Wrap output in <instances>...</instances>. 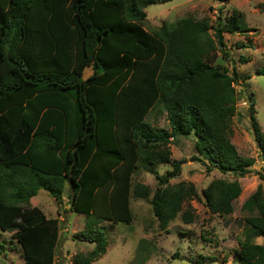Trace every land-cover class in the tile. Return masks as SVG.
I'll return each instance as SVG.
<instances>
[{"label": "trees", "instance_id": "1", "mask_svg": "<svg viewBox=\"0 0 264 264\" xmlns=\"http://www.w3.org/2000/svg\"><path fill=\"white\" fill-rule=\"evenodd\" d=\"M165 1L0 0V238L13 232L9 247L24 264H56L61 221L32 201L42 188L58 203L68 193L71 211L85 216L74 238L94 248L75 254L73 263L99 264L109 244L103 223L133 221V196L150 199L162 231L179 215L193 221L184 205L199 193L191 182L171 184L185 162L173 159L172 140L194 135L198 153L191 160L208 172H251L255 161L231 141L240 98L235 84L242 77L235 66L231 73L215 64L218 50L231 56L226 34L251 31L244 13L219 15L215 23L185 17L152 33L145 9ZM88 66L95 74L84 80ZM245 98L263 165L262 183L243 208L264 236V131L256 98ZM158 106L169 128L147 121ZM161 164L172 169L161 174ZM141 171L155 175L153 195L135 181ZM240 194L238 183L220 180L202 191L209 211L221 216L233 213ZM246 236L236 261L264 264V244ZM6 248L0 241V251Z\"/></svg>", "mask_w": 264, "mask_h": 264}, {"label": "rangeland", "instance_id": "2", "mask_svg": "<svg viewBox=\"0 0 264 264\" xmlns=\"http://www.w3.org/2000/svg\"><path fill=\"white\" fill-rule=\"evenodd\" d=\"M264 0H230L222 3L215 0H166L149 5L145 10L147 19L145 27L150 32L157 31L164 23H176L178 20L191 17L195 20L208 18L216 22L218 16L229 17L235 10L244 13L250 32L243 34H226V49L231 55L224 57L222 52H216L218 58L215 64L227 67L232 73L235 66L241 75L240 84H235L239 91L238 114L233 119V135L231 141L238 152L246 159H252L251 172L245 176L224 174L219 170L208 172L203 162L193 161L196 155L194 135L179 136L172 140L170 148L173 159H181V174L170 180L171 184L179 182L193 183L199 193L198 197L185 202V208L193 214V221L186 223L181 215L169 224V232L159 228L153 213L150 199L131 198L134 214L133 221L103 223L109 244L105 255L97 260L99 264H238L236 261L239 244L248 234L256 242L264 244V236L252 228L246 221L250 216L243 208L245 200L262 183L259 173L262 160L254 139L251 121L248 116L249 103L247 94L256 98L257 118L264 131V10L261 4ZM213 34V30H211ZM242 44L247 47H242ZM240 45V46H239ZM241 57L245 60H241ZM251 76L246 79L245 77ZM147 121L156 127L169 128L167 113L163 106L154 108ZM172 165L161 164L158 170L161 174L171 170ZM135 181H141L150 186L152 195L159 187L153 173L141 171L135 175ZM238 183L241 194L232 201L233 213L221 216L213 214L206 206L202 191L213 181ZM48 217L59 218L61 223L60 242L57 250L56 264H74L73 256L78 252H88L94 248L93 243L75 240L74 235L84 229L85 216L71 211L68 193L62 203L45 189L32 199ZM13 232H3L0 241L6 245V250L0 251V264H24L23 257L9 247ZM142 239L147 240V246L142 253L138 250ZM15 243V242H14ZM178 253V258L174 254ZM208 256L214 260H205Z\"/></svg>", "mask_w": 264, "mask_h": 264}, {"label": "water", "instance_id": "3", "mask_svg": "<svg viewBox=\"0 0 264 264\" xmlns=\"http://www.w3.org/2000/svg\"><path fill=\"white\" fill-rule=\"evenodd\" d=\"M93 74H95V71L93 69L92 66H88L84 69V72L82 74V78L84 80L88 79L89 77H91Z\"/></svg>", "mask_w": 264, "mask_h": 264}]
</instances>
